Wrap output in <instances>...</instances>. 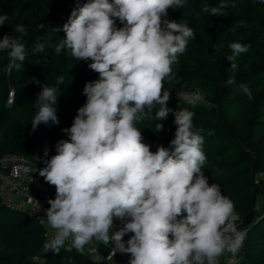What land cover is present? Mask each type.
I'll return each mask as SVG.
<instances>
[{
    "label": "clouds",
    "instance_id": "clouds-1",
    "mask_svg": "<svg viewBox=\"0 0 264 264\" xmlns=\"http://www.w3.org/2000/svg\"><path fill=\"white\" fill-rule=\"evenodd\" d=\"M185 7L188 0H76L68 21L54 30L65 34L52 45L55 54L67 51L87 62L98 79L85 83L86 102L71 127L62 129L69 139L57 141L50 158L44 150L39 175L56 193L44 209L55 232L44 242V253L80 252L95 240L111 245L109 256L129 254V264H220L225 253L243 247L247 233L238 228L234 201L203 172L204 129L195 128L193 111L167 106L170 90L164 84L174 78L173 66L195 32L187 21L166 17L169 9ZM225 7L219 0L217 6L205 4L202 12L223 16ZM7 21V13L0 14V27ZM14 32L18 35L0 37V52L6 53L7 69L20 71L28 54V30L17 24ZM42 40L34 44V54L45 51ZM228 47L233 75L225 83L231 85L238 57L250 45L231 42ZM63 83L58 76L54 85H41L33 131L41 124H59L56 106ZM240 88L254 100L247 85ZM202 100L199 90L188 96L193 106ZM169 113L176 125L170 148L158 145L153 152L138 125L157 121L154 131L162 132L158 121ZM115 220L122 222L118 230ZM126 234L131 235L125 241Z\"/></svg>",
    "mask_w": 264,
    "mask_h": 264
},
{
    "label": "trees",
    "instance_id": "trees-1",
    "mask_svg": "<svg viewBox=\"0 0 264 264\" xmlns=\"http://www.w3.org/2000/svg\"><path fill=\"white\" fill-rule=\"evenodd\" d=\"M85 2L80 0L81 4ZM225 3L223 16L202 12L205 4L217 6L219 0H188V7L168 10L166 19L187 21L195 39L173 66L175 76L164 87L170 90L169 108H188L195 113V128L204 129L207 162L203 172L210 184L218 183L223 194L234 201L240 215L238 228L247 236L236 264H264V213L256 209L259 195L264 194V2ZM75 7L76 0H0V14L8 15L7 23L0 27V37L18 35L14 32L17 24L28 30L24 38L28 54L22 70L7 69L6 53L0 52V157L23 156L39 170L44 166L45 148L50 158L57 141L69 139L62 129L71 127L78 108L86 102L82 94L85 83L98 79L87 62L75 60L67 51L57 55L52 47L65 35L54 30L62 28ZM41 24L43 29L39 28ZM117 25L121 26L119 21ZM41 38L45 51L34 54V44ZM231 42L250 47L238 57L235 83L227 85L225 82L233 75L226 59L231 55ZM58 76L64 77L56 106L59 124H41L33 131L34 102L41 85H54ZM241 84L250 88L254 100L248 99ZM196 90L203 100L195 106L181 98ZM10 91L14 92L11 103ZM173 121V113L158 121L164 125L159 133L154 131L157 121L146 120L138 125L153 152L158 145L170 148L176 129ZM209 130L214 134L208 135ZM44 242L42 227L0 201V264H97L76 250L44 253Z\"/></svg>",
    "mask_w": 264,
    "mask_h": 264
},
{
    "label": "built area",
    "instance_id": "built-area-1",
    "mask_svg": "<svg viewBox=\"0 0 264 264\" xmlns=\"http://www.w3.org/2000/svg\"><path fill=\"white\" fill-rule=\"evenodd\" d=\"M189 95H182L181 98L188 100ZM14 92L10 91L8 102L13 101ZM55 187L47 184L43 177L25 157L16 154H6L0 157V201L8 209L27 214L34 224L44 229L45 240H50L55 232L52 230L45 216V210L50 205L49 199L55 198ZM36 202L39 203L38 208ZM256 209L264 213V194L259 195ZM115 229L122 226L119 220L114 221ZM131 234H126L124 240L130 238ZM88 257L97 264H129L130 255L116 251L115 255H110L111 245L93 240L85 246L83 251L78 252ZM238 262L237 253H225L220 257V264H236Z\"/></svg>",
    "mask_w": 264,
    "mask_h": 264
},
{
    "label": "rangeland",
    "instance_id": "rangeland-1",
    "mask_svg": "<svg viewBox=\"0 0 264 264\" xmlns=\"http://www.w3.org/2000/svg\"><path fill=\"white\" fill-rule=\"evenodd\" d=\"M201 102V101H200Z\"/></svg>",
    "mask_w": 264,
    "mask_h": 264
}]
</instances>
